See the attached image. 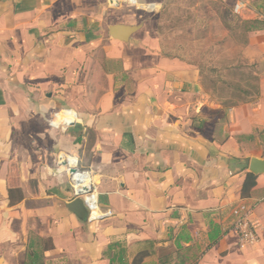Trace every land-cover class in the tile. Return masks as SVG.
<instances>
[{"label":"crops","instance_id":"1","mask_svg":"<svg viewBox=\"0 0 264 264\" xmlns=\"http://www.w3.org/2000/svg\"><path fill=\"white\" fill-rule=\"evenodd\" d=\"M116 1L0 0V252L26 254L34 233L53 242L45 264H111L114 243L126 253L114 264H264V174L242 197L251 159H264V28L243 50L259 96L229 103L198 66L163 53L146 14L162 1ZM223 1L264 24V0ZM137 17L128 42L111 38L110 26ZM62 110L77 120L54 128ZM63 155L92 172L113 217L81 221L68 209ZM17 188L24 200L10 206ZM242 201L260 224L249 248L231 227Z\"/></svg>","mask_w":264,"mask_h":264},{"label":"rangeland","instance_id":"2","mask_svg":"<svg viewBox=\"0 0 264 264\" xmlns=\"http://www.w3.org/2000/svg\"><path fill=\"white\" fill-rule=\"evenodd\" d=\"M160 1L158 12L144 13L151 16L148 20L157 23L158 33L166 46L170 49L174 46L185 49L184 55L189 58L192 56L198 64L204 66L208 74L210 70H215V80L222 72L224 82H220V86H224L217 94L226 101L241 103L244 99L256 100L260 71L256 65L243 59V50L248 44L245 45L246 35L239 21L243 19L233 13L234 7L223 0ZM233 16L239 17L237 22ZM134 21L135 26H140L143 19L137 17ZM226 82L240 86L241 89H232ZM24 262L25 253L22 250H16L15 253L0 252V264Z\"/></svg>","mask_w":264,"mask_h":264},{"label":"built area","instance_id":"3","mask_svg":"<svg viewBox=\"0 0 264 264\" xmlns=\"http://www.w3.org/2000/svg\"><path fill=\"white\" fill-rule=\"evenodd\" d=\"M77 115L72 110H62L51 120L54 128H66L76 122ZM66 170L73 187V199L80 197L88 210V222H97L114 216L111 209L102 210L99 203V194L94 185L90 170L83 169L75 156H66ZM74 171V174H70ZM82 193V194H81ZM232 229L238 234L243 248L253 247L260 241V224L255 218V209L245 202H240L230 210Z\"/></svg>","mask_w":264,"mask_h":264},{"label":"trees","instance_id":"4","mask_svg":"<svg viewBox=\"0 0 264 264\" xmlns=\"http://www.w3.org/2000/svg\"><path fill=\"white\" fill-rule=\"evenodd\" d=\"M232 11L234 14H237L235 12V10H232ZM233 17H234L233 20L237 22V19H239V17L238 16L237 17L233 16ZM239 21L242 25L241 30L244 33V35H246L245 45L248 44V42H249L248 36L252 31L264 28V24L260 21H257V20L256 21H245V20L239 19ZM158 32H159V29H158ZM160 37H161V35H160ZM161 39H162V37H161ZM161 42H162L161 45H162L163 53L166 56L176 57V58H179L186 63L198 66L200 74L202 75V77L204 79V83L207 86V88L211 92L216 94L218 97L223 98V96H220L219 94H217L219 91H221L220 88L224 86V85L220 86V84L224 82L222 72H221V75L215 80L214 77H216V76L213 75L215 70H210V73L208 74L207 70H205L204 66L198 64L192 56H190V58H189L188 55H184V53H186L185 49H183L182 47H178V46H176V47L174 46V48L170 49L166 46L167 44H165L163 40ZM226 84L232 89H235V87L241 89L240 86H236L233 83L226 82ZM216 85H218V86H216ZM239 89H236V90L238 92H241V90H239ZM259 93L260 92H259V86H258L257 97L259 96ZM254 99H251V100H245L244 99V102L254 101ZM229 103H233V102L229 101ZM256 181H257V176L253 175L251 173H248L246 180H245L243 187H242V197L243 198H247L250 196L253 188L256 186ZM8 192H9L10 206L18 205L19 203H21L24 200V193H23L22 189H20V188L9 189ZM116 248H118L119 251L116 255L115 254L113 255L112 251H113V249H116ZM52 249H54V245H53L52 240L42 239L39 236H37L36 234L30 233L29 239H28V244L26 246V254H25L24 264H45V260H46L45 253L48 251H51ZM123 249L124 248H123L122 244H120V243H114V244H111L109 246L108 251L105 253V255L110 259L111 264H114V262H113L114 258L119 257L120 260H122L124 258L126 253H125V250H123ZM139 257H141V255L138 256V259H139Z\"/></svg>","mask_w":264,"mask_h":264},{"label":"water","instance_id":"5","mask_svg":"<svg viewBox=\"0 0 264 264\" xmlns=\"http://www.w3.org/2000/svg\"><path fill=\"white\" fill-rule=\"evenodd\" d=\"M112 5L118 6V2L116 0H111ZM141 26H127V25H121L116 24L113 26H110L109 33L111 38L115 40H119L121 42H128L129 38L135 34ZM74 123H71L70 126H73ZM60 165L66 166V156L63 155L60 158ZM74 171H71L70 174H74ZM249 173L253 175H263L264 174V159H260L258 157H253L250 162L249 167ZM82 194V193H81ZM68 209L74 213L79 220L81 221H87L88 219V210L85 207V204L83 200L80 197H77L75 200H73L69 205Z\"/></svg>","mask_w":264,"mask_h":264}]
</instances>
